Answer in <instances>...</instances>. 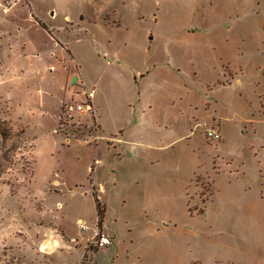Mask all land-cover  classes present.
<instances>
[{"label":"rangeland","instance_id":"obj_1","mask_svg":"<svg viewBox=\"0 0 264 264\" xmlns=\"http://www.w3.org/2000/svg\"><path fill=\"white\" fill-rule=\"evenodd\" d=\"M2 130L0 264H264V0H0Z\"/></svg>","mask_w":264,"mask_h":264},{"label":"built area","instance_id":"obj_2","mask_svg":"<svg viewBox=\"0 0 264 264\" xmlns=\"http://www.w3.org/2000/svg\"><path fill=\"white\" fill-rule=\"evenodd\" d=\"M77 108L80 109V110H82V111L85 110V109L89 110L90 109V105H89V107L86 108L83 105L78 104L77 105ZM206 136L210 140L217 141L220 138V133L216 129H207L206 130ZM80 222H81V227H85V224L82 221H80ZM99 241H102L104 243H107V242H109V239L106 236L100 235V237L97 240V238H95V236H94L93 242L95 244H97V242H99Z\"/></svg>","mask_w":264,"mask_h":264},{"label":"trees","instance_id":"obj_3","mask_svg":"<svg viewBox=\"0 0 264 264\" xmlns=\"http://www.w3.org/2000/svg\"><path fill=\"white\" fill-rule=\"evenodd\" d=\"M40 24L45 27V25L40 22ZM7 133L4 132L3 130L0 131V135H2L3 137H5ZM93 196H94V200H95V205H96V210H97V226L99 227V230L101 231V227L104 221V205L100 203L98 196L96 195V192L93 191ZM101 232H98V234L96 236L100 237ZM98 237V238H99Z\"/></svg>","mask_w":264,"mask_h":264},{"label":"bare ground","instance_id":"obj_4","mask_svg":"<svg viewBox=\"0 0 264 264\" xmlns=\"http://www.w3.org/2000/svg\"><path fill=\"white\" fill-rule=\"evenodd\" d=\"M57 243V241L56 240H53V239H48V240H46V241H44L43 242V244H42V249L43 250H47V251H49L52 247H53V245H55Z\"/></svg>","mask_w":264,"mask_h":264},{"label":"crops","instance_id":"obj_5","mask_svg":"<svg viewBox=\"0 0 264 264\" xmlns=\"http://www.w3.org/2000/svg\"><path fill=\"white\" fill-rule=\"evenodd\" d=\"M94 191L96 192L95 189H94ZM46 240H48V239H46ZM46 240H44V241H46ZM44 241H43V242H44ZM43 242L41 243V247H42ZM56 244H57V243H56ZM56 244H55V245H56ZM55 245H53V247H52L51 249H53ZM41 249H42V248H41ZM51 249H50L49 251H51ZM42 250H43V249H42ZM44 251H47V250H44Z\"/></svg>","mask_w":264,"mask_h":264}]
</instances>
